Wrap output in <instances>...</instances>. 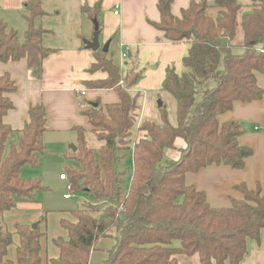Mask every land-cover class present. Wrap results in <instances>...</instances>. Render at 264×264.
I'll return each instance as SVG.
<instances>
[{"label":"trees","instance_id":"1","mask_svg":"<svg viewBox=\"0 0 264 264\" xmlns=\"http://www.w3.org/2000/svg\"><path fill=\"white\" fill-rule=\"evenodd\" d=\"M172 2L157 0L160 20L154 26L168 42L188 45L182 59L187 71L177 74L169 68L161 84V91L175 101V124L161 103L158 121L143 120L137 126L139 94L129 90L141 74L123 76L107 52H94L90 71L100 70L107 78L85 85L113 90L118 102L93 103L82 112L101 143L98 148H88L84 131L74 128L78 141L72 158L80 169L67 168V177L94 200L71 211L72 221H60L67 239L53 240L59 255L47 264H88L96 243L106 237L114 238L115 245L104 264H179L178 256L195 257L198 264H240L246 241L256 240L264 230V182L253 190L237 186L242 199L232 200L228 208L211 207L203 192L185 182L186 173L213 164L241 169L250 154L237 144L243 128L220 123L218 116L236 101L262 98L256 76L264 78V0H250L242 13L237 0L192 1L180 17L172 15ZM25 8L22 41L0 19V63L24 59L31 76L39 79L50 53L42 47L44 30L34 24L43 12L39 0L27 1ZM236 48L242 52L234 53ZM210 80L214 86L206 88ZM15 90L10 77L0 75V215L20 202L39 203L38 194L47 190L40 179L20 176L22 166L36 168L44 153L46 109L30 107L28 122L12 130L3 118L12 109L8 95ZM136 132L144 134L137 141ZM176 138L183 139L185 148L178 160L162 164L164 150L173 148ZM126 149L132 152V174L125 191L113 166L116 152ZM14 230L18 245L12 261L6 258L12 234L0 225V264H43L39 227L15 224Z\"/></svg>","mask_w":264,"mask_h":264},{"label":"crops","instance_id":"2","mask_svg":"<svg viewBox=\"0 0 264 264\" xmlns=\"http://www.w3.org/2000/svg\"><path fill=\"white\" fill-rule=\"evenodd\" d=\"M27 1L30 0H0V19L6 23L8 29L17 32L20 41L23 40L26 30L24 17L27 15ZM192 1L200 0H173L170 7L172 15L180 17L181 11ZM237 1L246 8L251 5L250 0ZM39 2L43 14L35 18L34 24L44 30L42 47L50 52L43 60L41 77L36 79L31 76L24 59L0 63V75L7 74L16 86V90L8 95L12 109L4 116V123L12 130L19 131L29 120L30 107L42 105L47 113V129L42 136L44 153L39 157L36 168L28 165L21 167L22 178H35L37 175L33 171L42 168V161L48 153L59 159L71 157L67 149L77 139L74 128L91 130L82 113L91 104L98 102L105 106L118 102L117 94L113 90L89 89L85 85L107 78V74L100 70L90 71L95 63L94 51L88 49L86 43L92 40L94 21L98 25L99 46L108 44L109 54L110 47L115 45L119 64L113 63L121 68L123 75L128 71L141 74L139 81L129 90L130 93L139 94L137 126L143 120H151L153 116H158L159 119L158 107L155 110L148 98L161 91L167 69L173 68L177 74L183 72L182 59L188 50L186 43H170L155 28L154 24L160 20L157 0ZM122 51L126 52L125 59L120 56ZM111 56L114 57L112 54ZM256 79L263 90L261 99L249 103L236 101L229 111L218 116L220 123L233 122L244 130L237 138L238 146L250 150V154L244 159L243 168L235 170L225 165L213 164L185 175L186 184L203 192L213 208H228L232 200L242 199V194L236 190L237 186L244 185L253 190L257 184L264 182V78L257 75ZM213 86V80L205 85L206 88ZM81 90L85 91L84 96L79 94ZM143 135L142 132H136L135 141ZM173 148L179 152L164 150L163 156L167 161L178 160L180 150L185 148L183 139L176 138ZM39 178L43 179L42 175ZM40 202H20L0 215V225L12 234L7 259L15 260L18 238L14 225L34 223L43 234L40 239V257L43 264L58 257L59 250L53 240L58 237L67 239L60 221H72V218L65 214L50 218V206H46L48 203L43 199ZM45 212L47 215H44ZM42 217L44 219L40 221ZM114 245L115 240L112 237L98 240L90 253L88 264H104ZM240 264H264V230L260 231L256 240L246 241V253Z\"/></svg>","mask_w":264,"mask_h":264},{"label":"rangeland","instance_id":"3","mask_svg":"<svg viewBox=\"0 0 264 264\" xmlns=\"http://www.w3.org/2000/svg\"><path fill=\"white\" fill-rule=\"evenodd\" d=\"M246 11V7L242 6L241 13ZM241 38V32L238 31L237 40L239 41ZM100 45V44H99ZM105 44L99 46L98 49L103 50ZM242 50L239 48L234 49V53H241ZM114 55V57L111 56ZM117 52L115 50V45H112L109 49V54L114 63L119 64L118 56H116ZM187 71L183 68V72ZM133 73V71H128L125 75ZM123 75V76H125ZM129 76V75H128ZM209 86V85H208ZM149 101L151 102L153 108L157 110L158 103H163L166 106V110L169 113L170 122L175 124V101L174 99L167 93L163 91H158V93L149 96ZM153 121H158V116L151 119ZM12 140V137L10 138ZM78 139L74 142L70 143L68 146L76 147ZM84 141L86 146L91 149L98 148L101 143L96 140V138L90 133V131H84ZM169 150H175L174 148H169ZM76 152V151H75ZM72 152L71 148L67 149V153L70 154L71 157L67 159H59L55 155L49 154L42 161V168L39 167L36 169L35 178L40 179L42 181L43 186L47 188L45 192L38 194V199L41 201L42 199L48 203L46 204L50 206V218H54L55 216H60L61 214H65L66 216L71 217V211L82 208L84 203L93 202V196L83 190H79V183L75 182L67 177V168L80 169V164L75 161L72 157L75 154ZM179 152L178 150L176 151ZM116 156L118 157L116 163L114 164V170L121 175L122 188L126 191L128 189L129 181L132 174V152L131 149H126L122 151H117ZM167 160L162 157V164H164ZM170 161V160H169ZM63 174L66 176L67 180L60 181L59 175ZM43 177V179L39 177ZM68 183H72L75 189L73 193V197L70 199H65L64 195L67 193L66 187ZM39 201V203H41ZM47 211V212H48ZM47 212L44 215H47ZM115 236V232L112 233ZM114 239V238H113ZM172 245L174 247L179 246L178 242H173ZM179 264H198L197 259L195 257L187 258L184 256H178Z\"/></svg>","mask_w":264,"mask_h":264},{"label":"water","instance_id":"4","mask_svg":"<svg viewBox=\"0 0 264 264\" xmlns=\"http://www.w3.org/2000/svg\"><path fill=\"white\" fill-rule=\"evenodd\" d=\"M86 47L88 49H90L91 51H97L99 48V39H98V25L97 23L94 21V32H93V37L92 40L90 42L86 43ZM107 48H108V44H105L104 48H103V52H107ZM161 107V103H158V108ZM72 151H76V147L74 146H70ZM37 226L36 223L32 224V228L35 229Z\"/></svg>","mask_w":264,"mask_h":264},{"label":"built area","instance_id":"5","mask_svg":"<svg viewBox=\"0 0 264 264\" xmlns=\"http://www.w3.org/2000/svg\"><path fill=\"white\" fill-rule=\"evenodd\" d=\"M114 14H117V12H114ZM121 58L122 59H125L126 58V52L125 51H122L121 54H120ZM79 94L81 96H84L85 95V91L84 90H81L79 92ZM60 179L61 180H67L66 176L65 175H60ZM66 190H67V193L64 195V198L65 199H70L73 197V193L75 192V189H74V186L72 183H68L67 187H66Z\"/></svg>","mask_w":264,"mask_h":264}]
</instances>
